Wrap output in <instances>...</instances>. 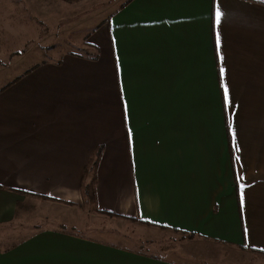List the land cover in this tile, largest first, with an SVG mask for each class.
<instances>
[{
	"label": "crops",
	"instance_id": "crops-1",
	"mask_svg": "<svg viewBox=\"0 0 264 264\" xmlns=\"http://www.w3.org/2000/svg\"><path fill=\"white\" fill-rule=\"evenodd\" d=\"M84 48L0 88V264H188L65 228L87 168L96 213L261 264L264 0H124Z\"/></svg>",
	"mask_w": 264,
	"mask_h": 264
},
{
	"label": "rangeland",
	"instance_id": "rangeland-1",
	"mask_svg": "<svg viewBox=\"0 0 264 264\" xmlns=\"http://www.w3.org/2000/svg\"><path fill=\"white\" fill-rule=\"evenodd\" d=\"M121 1L124 0H0V88L30 66L58 61L67 52L86 54L87 35L105 24ZM92 204L84 203L81 211H75L73 220L62 221V225L75 230L86 226L92 232L104 228L129 249L188 264L234 258L247 251L244 247H207L209 241L204 239L192 247L195 239L186 235L134 219L102 216ZM77 217L80 223L74 220ZM253 252L247 257L264 264V255Z\"/></svg>",
	"mask_w": 264,
	"mask_h": 264
},
{
	"label": "trees",
	"instance_id": "trees-1",
	"mask_svg": "<svg viewBox=\"0 0 264 264\" xmlns=\"http://www.w3.org/2000/svg\"><path fill=\"white\" fill-rule=\"evenodd\" d=\"M96 165V161L93 160L91 165ZM85 176L87 175H90V180L88 182H84L83 181V184L81 186V192H82V195H83V199H84V202L85 203H94L95 202V190H94V176H93V173L92 171H89V169H85ZM68 205H71V204H68ZM102 215H105V216H111V217H115V215H110V214H107V213H100Z\"/></svg>",
	"mask_w": 264,
	"mask_h": 264
},
{
	"label": "snow or ice",
	"instance_id": "snow-or-ice-1",
	"mask_svg": "<svg viewBox=\"0 0 264 264\" xmlns=\"http://www.w3.org/2000/svg\"><path fill=\"white\" fill-rule=\"evenodd\" d=\"M220 17H221V12L219 10H217L216 13H215V18H216V23L217 24L220 23ZM219 45H220V37L218 35L217 36V47L218 48H219ZM224 97H225V101L228 104V106L231 107V104H230V101H229V97H228V89L227 88L224 89ZM232 140H233V148H234V151L239 152V146L236 143V132L234 130L232 131ZM236 159L239 160V157L237 156ZM237 179H238V181H242L243 180V176L242 175H238L237 176ZM245 187L246 186L243 183L240 184L241 203L242 204H243V201H244L243 191H244V188Z\"/></svg>",
	"mask_w": 264,
	"mask_h": 264
}]
</instances>
